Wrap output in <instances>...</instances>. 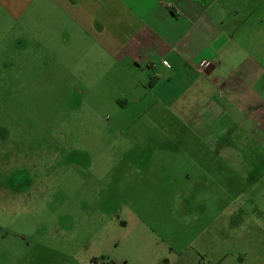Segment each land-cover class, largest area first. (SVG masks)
<instances>
[{"label":"rangeland","instance_id":"obj_1","mask_svg":"<svg viewBox=\"0 0 264 264\" xmlns=\"http://www.w3.org/2000/svg\"><path fill=\"white\" fill-rule=\"evenodd\" d=\"M24 27L0 15V264H155L167 250L182 264L203 245L208 264H264V137L219 92L166 104L146 75L136 88L87 46ZM253 84L263 70L239 73L242 93Z\"/></svg>","mask_w":264,"mask_h":264},{"label":"crops","instance_id":"obj_2","mask_svg":"<svg viewBox=\"0 0 264 264\" xmlns=\"http://www.w3.org/2000/svg\"><path fill=\"white\" fill-rule=\"evenodd\" d=\"M261 3L260 0H0V15L24 25L22 32L64 37L68 42L65 48L72 43L71 52L81 53L87 46L91 55L106 59L110 72L128 74L129 78H124L136 81V88L138 84L146 88L147 83L141 78L146 75L154 83L150 87L151 96L166 104H176L187 95V90L196 86L219 92L222 101L239 113V128L251 133L252 142L259 147L264 137V86L257 92L253 84L242 93L239 73L255 69L264 72L256 60L264 51V3ZM260 11L261 16L257 14ZM164 61L169 62L170 68ZM204 61L211 65L200 72L198 67ZM224 70L230 74L228 78L221 76ZM137 94L142 96L135 98L137 103L148 97L147 93ZM124 97L130 99L127 94ZM189 246L196 248V241ZM199 247L201 251L182 264H208L211 253L205 245ZM171 251L173 260L166 257L167 250L155 258V264L163 261L180 264L183 259L180 250ZM142 259L134 263L145 264ZM213 259L210 264H218L217 257Z\"/></svg>","mask_w":264,"mask_h":264},{"label":"built area","instance_id":"obj_3","mask_svg":"<svg viewBox=\"0 0 264 264\" xmlns=\"http://www.w3.org/2000/svg\"><path fill=\"white\" fill-rule=\"evenodd\" d=\"M164 65H166L167 67L170 68V64H169V62L164 61ZM210 65H211L210 62H208V61H204V62H202V63L199 65L198 69H199L200 72H204V71H205Z\"/></svg>","mask_w":264,"mask_h":264},{"label":"trees","instance_id":"obj_4","mask_svg":"<svg viewBox=\"0 0 264 264\" xmlns=\"http://www.w3.org/2000/svg\"><path fill=\"white\" fill-rule=\"evenodd\" d=\"M96 263H98V261H96ZM100 264H114V263H112V262H109V263L102 262Z\"/></svg>","mask_w":264,"mask_h":264}]
</instances>
